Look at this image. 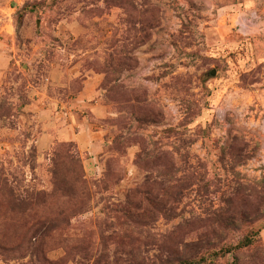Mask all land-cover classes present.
Instances as JSON below:
<instances>
[{
  "label": "rangeland",
  "instance_id": "374dc122",
  "mask_svg": "<svg viewBox=\"0 0 264 264\" xmlns=\"http://www.w3.org/2000/svg\"><path fill=\"white\" fill-rule=\"evenodd\" d=\"M186 260L264 264V0H0V264Z\"/></svg>",
  "mask_w": 264,
  "mask_h": 264
},
{
  "label": "trees",
  "instance_id": "16d2710c",
  "mask_svg": "<svg viewBox=\"0 0 264 264\" xmlns=\"http://www.w3.org/2000/svg\"><path fill=\"white\" fill-rule=\"evenodd\" d=\"M39 225L40 224L38 223L35 226H39ZM253 244H254V239L252 237L246 236L236 246H234V247L233 246H229V247H226V248H221L220 251L218 252V254L214 253V255H227L229 253H232L235 250H242V249L247 248V246L250 247ZM196 263H197V261L186 260V261H183L181 264H196Z\"/></svg>",
  "mask_w": 264,
  "mask_h": 264
}]
</instances>
